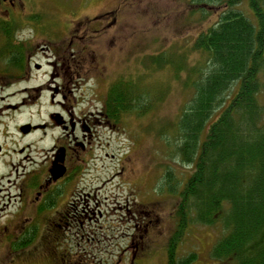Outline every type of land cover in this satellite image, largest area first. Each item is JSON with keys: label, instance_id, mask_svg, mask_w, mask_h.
Instances as JSON below:
<instances>
[{"label": "rangeland", "instance_id": "rangeland-1", "mask_svg": "<svg viewBox=\"0 0 264 264\" xmlns=\"http://www.w3.org/2000/svg\"><path fill=\"white\" fill-rule=\"evenodd\" d=\"M23 1L28 23L11 38L32 43L16 48L0 30L1 224L16 217L18 223L15 250L0 245V264H167L173 233L181 256L196 254L191 264H219L211 253L221 223L190 220L176 230L179 192L195 166L178 157L177 123L194 90L175 66L183 67L184 55L188 66L202 61L190 46L216 13L191 16L198 8L186 0ZM19 49L30 54L27 65ZM68 61L76 70L54 82L50 64L58 62L62 74ZM122 80L129 90L150 91L146 103L153 105L143 113L134 103L113 122L107 96ZM259 96L264 106V87ZM51 115L63 117L66 128ZM206 134L207 126L201 142ZM62 146L75 148L72 176L35 203L41 174ZM25 184L32 188L25 191ZM45 198L49 205L42 206ZM23 240L29 242L19 248Z\"/></svg>", "mask_w": 264, "mask_h": 264}, {"label": "trees", "instance_id": "trees-1", "mask_svg": "<svg viewBox=\"0 0 264 264\" xmlns=\"http://www.w3.org/2000/svg\"><path fill=\"white\" fill-rule=\"evenodd\" d=\"M186 2L198 8L191 16L215 12L216 19L190 46L204 59L188 66V56L182 55L184 68L177 67L180 62L175 66L187 72L185 84L194 90L177 123L178 157L195 166L179 192L176 230L190 220L211 227L221 223L223 233L211 258L219 264H264V106L259 96L264 87V0ZM123 85L122 80L108 92L105 113L113 122L135 110L134 103L143 113L153 105L146 103L150 91ZM168 173L170 184L174 176ZM178 237H170L167 264H191L196 254L181 256ZM23 241L19 248L29 242Z\"/></svg>", "mask_w": 264, "mask_h": 264}, {"label": "flooded vegetation", "instance_id": "flooded-vegetation-1", "mask_svg": "<svg viewBox=\"0 0 264 264\" xmlns=\"http://www.w3.org/2000/svg\"><path fill=\"white\" fill-rule=\"evenodd\" d=\"M26 8L27 7L25 6L23 0H0V30L5 32V39L6 40H10V43H11L12 46H16L17 45L16 48H18L19 46H23V45H27L29 43H32V42L18 43L16 40L14 41V39H16V37L19 36L18 35V30L19 29L20 30L24 29L23 25L28 23V22L24 21L26 19V15L28 13ZM73 30H74L73 32H78L79 31V29L75 28L74 26H73ZM12 35H13L14 39L11 38ZM75 35L76 34L74 33L73 37ZM72 40H75V39H72ZM72 40L70 42V46L73 45V41ZM21 44H23V45H21ZM49 49H50V51L54 52L55 55L61 56L58 53V50H53V48H49ZM85 50L86 49H83V51H85ZM21 51H22V54L27 56V61H26V65H27V62L30 59V54L27 53L28 52L27 50H24V51L21 50ZM12 55H15V54H12ZM9 56H11V54L7 55V57H9ZM15 56H18V54L16 53ZM17 60L18 59L16 57H14V58L11 57V59H10V61L12 63L16 62ZM68 64H69L68 70L67 71H63L62 74L60 72H57L58 62L57 63L54 62V63L50 64V68H51V72L49 73L50 74V78L56 83H57V81H55V80H58V81L61 80L60 82H64L65 78L68 75L71 74L70 70L72 68H74L76 70V68H77L76 65H71L70 66L69 61H68ZM26 65H25V74H26ZM61 65H62V67H65L66 61L63 60L61 62ZM39 66H41V65H39ZM72 72H77V71H72ZM12 80L14 81V79H11L10 81H12ZM63 99L65 100V96L63 97ZM60 105L65 107L64 106V102H60ZM52 117L53 116L51 115L50 119ZM66 120L69 122L68 119H66ZM61 123H63L62 125L64 126V128H66V126H65L66 121H65V119L63 117H61ZM68 124H70V123H68ZM88 132H90V129H88ZM78 146H81L84 149L85 148V143H82V144L78 143ZM58 151H59L60 154L61 153L64 154V164L63 165L66 167V173L57 182H54V181L51 180L50 169H51L53 163L56 161V159H57V157L59 155L56 156L54 162H52V165L51 166H47L46 170L43 171L42 174H41V180L39 181V183L37 185L38 187L36 186V188H38L37 189L38 191H36L34 193V197H33V201L35 203H39V201L42 199L41 196L43 195V191L44 190L48 194V190L53 185H56L57 183H61V182L65 181V180H68L72 176L73 171H72L71 167H72V164L74 162L71 163V161H72V159L76 158V156H77L76 154H74L75 148H72L71 146H69V147L62 146V147H60L58 149ZM71 152H73V154ZM66 155L69 156V160H68V157L65 160ZM24 188H25V191H26V190L31 189L32 187H29V186H27V184H25ZM23 191H24V189H23ZM45 196H46V194H45ZM45 199H46V201L42 203V206H45L46 204L49 205V203L47 202L48 198H45ZM43 200H44V198H43ZM17 225H18L17 217L13 221H9V222H7V224L2 225L1 224V213H0V245L2 247H4V246L8 247L10 252H13L15 250V247H16Z\"/></svg>", "mask_w": 264, "mask_h": 264}, {"label": "water", "instance_id": "water-1", "mask_svg": "<svg viewBox=\"0 0 264 264\" xmlns=\"http://www.w3.org/2000/svg\"><path fill=\"white\" fill-rule=\"evenodd\" d=\"M57 117V118H56ZM56 117H52L53 119H55L57 124L61 123V118L59 115H56ZM30 130V126H25L22 131L27 132ZM64 164V154L61 153L56 161L53 163L51 169H50V173H51V180L56 182L59 179H61L65 173H66V167L63 165Z\"/></svg>", "mask_w": 264, "mask_h": 264}]
</instances>
